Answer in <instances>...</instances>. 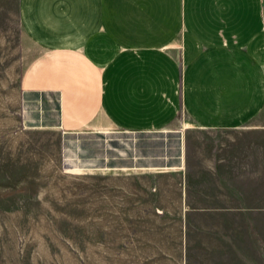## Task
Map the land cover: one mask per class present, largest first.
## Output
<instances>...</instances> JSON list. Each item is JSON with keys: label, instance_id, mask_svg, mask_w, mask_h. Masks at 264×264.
Masks as SVG:
<instances>
[{"label": "crops", "instance_id": "0c3cea01", "mask_svg": "<svg viewBox=\"0 0 264 264\" xmlns=\"http://www.w3.org/2000/svg\"><path fill=\"white\" fill-rule=\"evenodd\" d=\"M15 4L31 47L18 87L54 97L64 134L174 135L179 164L142 169L181 176L185 217L264 222L249 146L264 137V0Z\"/></svg>", "mask_w": 264, "mask_h": 264}, {"label": "rangeland", "instance_id": "374dc122", "mask_svg": "<svg viewBox=\"0 0 264 264\" xmlns=\"http://www.w3.org/2000/svg\"><path fill=\"white\" fill-rule=\"evenodd\" d=\"M30 49L0 0V264L264 261V222L185 217L181 176L142 169L179 164L174 135L64 134L54 97L18 87ZM249 146L262 161L264 137Z\"/></svg>", "mask_w": 264, "mask_h": 264}, {"label": "bare ground", "instance_id": "6f19581e", "mask_svg": "<svg viewBox=\"0 0 264 264\" xmlns=\"http://www.w3.org/2000/svg\"><path fill=\"white\" fill-rule=\"evenodd\" d=\"M67 159H68V158H67ZM67 169H68V168H67ZM67 169H66V170H67Z\"/></svg>", "mask_w": 264, "mask_h": 264}]
</instances>
